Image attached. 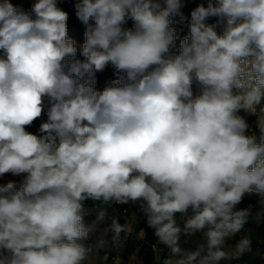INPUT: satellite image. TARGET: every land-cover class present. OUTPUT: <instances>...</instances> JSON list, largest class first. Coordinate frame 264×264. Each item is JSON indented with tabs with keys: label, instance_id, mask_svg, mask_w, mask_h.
<instances>
[{
	"label": "clouds",
	"instance_id": "obj_1",
	"mask_svg": "<svg viewBox=\"0 0 264 264\" xmlns=\"http://www.w3.org/2000/svg\"><path fill=\"white\" fill-rule=\"evenodd\" d=\"M62 2L0 0V177L23 176L0 183V264H105L96 224L123 205L167 249L160 264L252 253L246 226L264 225V0H206L190 16V0H76L82 59ZM109 65L117 76L98 90ZM251 196L258 208L238 207ZM106 231L117 245L130 226L112 217Z\"/></svg>",
	"mask_w": 264,
	"mask_h": 264
},
{
	"label": "rangeland",
	"instance_id": "obj_2",
	"mask_svg": "<svg viewBox=\"0 0 264 264\" xmlns=\"http://www.w3.org/2000/svg\"><path fill=\"white\" fill-rule=\"evenodd\" d=\"M11 2L14 5L20 6L24 10L28 11L31 9V5L32 3H34V0H11ZM75 2L76 0H63V2L59 4V7H61L64 11H67L66 8H68V10H70L71 12L75 10ZM182 11L184 12V14L186 13L185 7ZM68 17V36L69 38L74 39L77 42V58L82 59L79 53V45L84 42V25L77 19L76 15L73 16V14H69ZM132 26L133 22L131 21V19L127 20L126 24L124 25V27L129 28ZM172 27L175 28L178 37L180 38H183V36H186L188 34V27L186 22H174ZM178 47L179 39L176 41V48L173 51H178ZM97 74L102 76L101 81L96 84L98 90H102L106 85L110 84L111 81L117 76L115 69L111 65L107 66L103 72H99ZM196 90L198 89H195L194 87V91ZM241 114L243 115V113ZM247 119L249 123L252 124L255 120V117L249 116L247 117ZM39 121L41 123V120ZM40 123L37 126H34L29 129V131L34 134H38V128ZM9 180L17 181V185L19 187V184L23 180V176L14 177L11 174H6L3 177H0V183H6ZM257 199L258 198L256 196L245 197L243 202L238 205V207L246 208L248 207V205L252 204L258 208L259 205L257 204ZM88 206L90 208V213L89 216L86 217V220L92 222L95 220L96 212L92 204H88ZM130 206L131 207L129 211H124L123 213H120L119 209L115 207L109 209V217L106 218L105 221L96 224L98 231L93 237V242H96L98 240L106 241V246L100 250V256L105 261V264H113V261L117 257H119L123 261V264H130V260L133 261V264H149L146 259V252L143 249V245L146 243L145 236L140 235V229H144V220L143 217H140L138 215L135 206ZM112 217H118L121 224H128L130 226L129 233L127 235L122 233L121 240L117 245L111 244L112 233L111 231H106L107 229H109ZM246 228H254V231L251 234V238L253 241V252L250 254H246L244 257H242L240 261H233V264H264V226L261 225L259 227H256L252 224H249L246 226ZM195 239L196 238H194L189 243H183V247L194 248V246H196ZM156 244L157 239H155L151 243V246L154 251V259L153 261H151L150 264H160L162 258L167 255V249L163 248L162 246H156Z\"/></svg>",
	"mask_w": 264,
	"mask_h": 264
},
{
	"label": "trees",
	"instance_id": "obj_3",
	"mask_svg": "<svg viewBox=\"0 0 264 264\" xmlns=\"http://www.w3.org/2000/svg\"><path fill=\"white\" fill-rule=\"evenodd\" d=\"M26 1H28V0H26ZM201 2L206 3V0H190V2H187L186 6H185V10H186L185 16H190L191 10L194 9L196 7V5L198 3H201ZM66 10H67L66 12L68 13V15L69 14H73V16L75 15V10H73L71 12H70V10H68V8H66ZM208 22L212 23L214 21L209 20ZM96 79H97V84H98L101 81L102 76L99 74H96ZM39 123H40L39 119L34 121L32 126L27 127V131H29V129H31L34 126H37ZM89 204H91V202H89ZM130 207H131L130 205L115 206V208L119 209L120 213H123L124 211L125 212L129 211ZM143 227L146 231V235H145L146 243L143 245V249L146 252L145 255H146L147 262L150 264L151 261H153V259H154V255H153L154 251H153V248L151 246V243L156 239V237L154 236L153 231L151 229L147 228L145 223L143 224ZM194 248H195V246H194Z\"/></svg>",
	"mask_w": 264,
	"mask_h": 264
}]
</instances>
